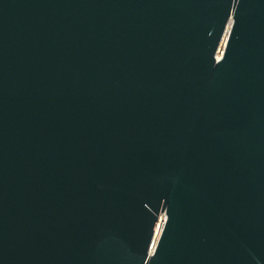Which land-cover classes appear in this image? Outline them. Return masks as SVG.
Here are the masks:
<instances>
[{
    "label": "water",
    "instance_id": "water-1",
    "mask_svg": "<svg viewBox=\"0 0 264 264\" xmlns=\"http://www.w3.org/2000/svg\"><path fill=\"white\" fill-rule=\"evenodd\" d=\"M0 264H264V0H0Z\"/></svg>",
    "mask_w": 264,
    "mask_h": 264
},
{
    "label": "built area",
    "instance_id": "built-area-1",
    "mask_svg": "<svg viewBox=\"0 0 264 264\" xmlns=\"http://www.w3.org/2000/svg\"><path fill=\"white\" fill-rule=\"evenodd\" d=\"M222 47V46H221ZM220 58V56L218 57V59ZM165 222H166V214H161L160 217H159V222L157 223V227H156V231H155V236H154V240H153V247L156 246L157 242H158V239L156 241V238H157V235H158V232H160V235L162 233V230H163V227L165 225ZM159 235V237H160ZM154 250V249H153Z\"/></svg>",
    "mask_w": 264,
    "mask_h": 264
},
{
    "label": "bare ground",
    "instance_id": "bare-ground-1",
    "mask_svg": "<svg viewBox=\"0 0 264 264\" xmlns=\"http://www.w3.org/2000/svg\"><path fill=\"white\" fill-rule=\"evenodd\" d=\"M226 40H227V36L225 37V40H224V42H223V44H222V47H221V50L224 49V46H225ZM160 232H161V231L158 232V235H157L156 241H157V239L159 238Z\"/></svg>",
    "mask_w": 264,
    "mask_h": 264
}]
</instances>
